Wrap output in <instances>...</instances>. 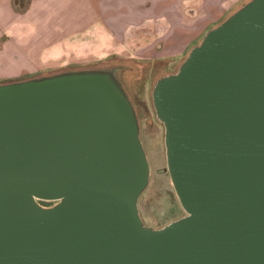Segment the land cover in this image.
Listing matches in <instances>:
<instances>
[{"label": "water", "instance_id": "95a60500", "mask_svg": "<svg viewBox=\"0 0 264 264\" xmlns=\"http://www.w3.org/2000/svg\"><path fill=\"white\" fill-rule=\"evenodd\" d=\"M122 70L0 84V264H264V0L153 85L185 211L161 228L139 215L150 169Z\"/></svg>", "mask_w": 264, "mask_h": 264}, {"label": "rangeland", "instance_id": "374dc122", "mask_svg": "<svg viewBox=\"0 0 264 264\" xmlns=\"http://www.w3.org/2000/svg\"><path fill=\"white\" fill-rule=\"evenodd\" d=\"M17 4L20 7H16V11L23 16L22 37L27 40L33 37L38 40V45L48 46L40 50L41 56L32 58L29 70L2 78L0 84L65 71L123 68L120 77L137 114L140 140L150 169L148 186L138 199L140 218L146 226L161 228L183 217L185 211L167 171L164 127L156 119L151 91L158 78L177 71L193 46L183 54L162 57L158 54L165 45L159 36L164 26L118 23H86L79 26L63 22L64 18L73 17L77 9L61 6L36 11L34 15L47 17L54 23L35 25L29 24L25 17L30 12L29 0H19ZM141 12L143 10H135V14ZM110 13L109 9L102 10V20H108L106 17ZM86 21H94L91 8L86 9ZM53 38L55 40L50 41ZM201 40L194 42V46ZM151 51L154 57H151ZM11 68L15 69L16 66ZM39 203L45 207L53 204L45 201Z\"/></svg>", "mask_w": 264, "mask_h": 264}, {"label": "crops", "instance_id": "0c3cea01", "mask_svg": "<svg viewBox=\"0 0 264 264\" xmlns=\"http://www.w3.org/2000/svg\"><path fill=\"white\" fill-rule=\"evenodd\" d=\"M249 0H29V24H53L47 17L34 15L40 9L52 7L77 9L73 17L63 22L85 26L86 23L127 24L164 26L159 40L164 47L159 56L183 54L199 42L204 34L224 21ZM19 0H0V79L13 73L27 71L32 58L41 56L45 44L22 37L23 16L16 11ZM92 9L94 21H86V9ZM111 10L110 16L102 20V10ZM143 10L135 14V10ZM113 10V13H112ZM168 26V27H167ZM45 40L46 38L43 37ZM60 39V38H59ZM57 39V40H59ZM55 38L50 39L54 41ZM167 42V43H165ZM35 50H38L37 52ZM154 57V52H150ZM16 66L15 69L11 67Z\"/></svg>", "mask_w": 264, "mask_h": 264}]
</instances>
